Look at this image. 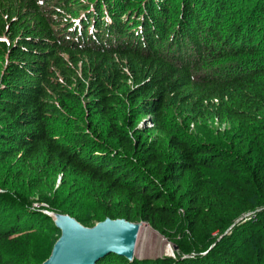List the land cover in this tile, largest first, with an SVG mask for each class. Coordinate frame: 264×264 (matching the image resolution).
I'll return each instance as SVG.
<instances>
[{"label": "trees", "instance_id": "trees-1", "mask_svg": "<svg viewBox=\"0 0 264 264\" xmlns=\"http://www.w3.org/2000/svg\"><path fill=\"white\" fill-rule=\"evenodd\" d=\"M247 2L235 22L233 0H0V264H42L61 237L36 192L180 247L97 264H264V0ZM173 104L188 128H227L185 137Z\"/></svg>", "mask_w": 264, "mask_h": 264}, {"label": "water", "instance_id": "water-1", "mask_svg": "<svg viewBox=\"0 0 264 264\" xmlns=\"http://www.w3.org/2000/svg\"><path fill=\"white\" fill-rule=\"evenodd\" d=\"M53 218L62 235L42 264H97L114 254L128 261L135 259L141 223L108 218L89 228L69 215L54 213Z\"/></svg>", "mask_w": 264, "mask_h": 264}, {"label": "rangeland", "instance_id": "rangeland-1", "mask_svg": "<svg viewBox=\"0 0 264 264\" xmlns=\"http://www.w3.org/2000/svg\"><path fill=\"white\" fill-rule=\"evenodd\" d=\"M233 1L235 3H237V5L244 3L243 6H246V8L242 9L240 12L237 11L233 15L234 21L240 22L243 19L249 18L250 12L252 14V12L254 11V5L252 3L249 4L247 2V0H233ZM239 8H241V5H239ZM229 31H230V27L226 26L224 28L223 33L226 34ZM228 63H229L228 60H223L220 63L214 65V67H217L219 69V68H221V66L226 65ZM211 66H212V64H210V66H208L207 69H212ZM168 112H169V117H168L169 121L168 122L170 124L175 123V125L178 129V133L181 135H184L185 137L193 136L195 138H199V139L203 140L207 134L211 133L213 136H217L218 130L223 131L227 128L226 125L221 126L217 123H212V122L208 125L200 126L199 129H196V127H194V125H191V127L188 128L183 123L184 119H182L179 116V112L177 110L176 104H173L171 106V108L168 110ZM138 122L139 123L137 125H139L140 127H142L144 125L143 120H139ZM169 123H168V125H169ZM54 129H55L56 135H58L61 138H62V136L69 134V132H70L69 128L64 123H62L61 125L55 126ZM59 183H60V178L55 180V192L62 190L61 188H59V187H61V186H59ZM0 192H4V190L0 189ZM61 192H62V195H64V191L62 190ZM25 199L29 203L32 204L31 211L37 210V211H40L43 214H45L47 216L49 215L53 218V214L55 213V211L53 212L51 202L47 201L48 199H53V196H51L49 193L48 194H46V193L42 194V193L36 192L32 196H29ZM247 216H249V215H247ZM245 219H246L245 217H242L236 223H241ZM54 221H55V218H54ZM245 221H248V219H246ZM230 229H231V227L228 229V231L225 232V234H228ZM54 234H56L55 239L62 235L60 233V231H58V230H56ZM23 244L26 245L25 243H23ZM1 245L10 255V253H11L10 252V244L5 243V244H1ZM135 248H136V250H135L134 256H135V258L139 259L140 261H143L146 259L155 260V259H162V258H167V259L172 258L175 260L179 257V250H180V247L178 245L173 244L171 241H169L167 238H165L163 234L156 232L149 225L144 224V223L140 224L139 235H138V238L136 241ZM189 257H191V255L184 256V258H189Z\"/></svg>", "mask_w": 264, "mask_h": 264}, {"label": "bare ground", "instance_id": "bare-ground-1", "mask_svg": "<svg viewBox=\"0 0 264 264\" xmlns=\"http://www.w3.org/2000/svg\"><path fill=\"white\" fill-rule=\"evenodd\" d=\"M140 230V229H139Z\"/></svg>", "mask_w": 264, "mask_h": 264}]
</instances>
